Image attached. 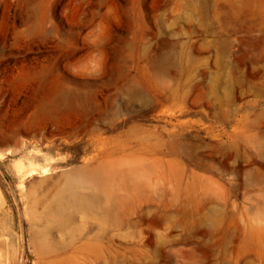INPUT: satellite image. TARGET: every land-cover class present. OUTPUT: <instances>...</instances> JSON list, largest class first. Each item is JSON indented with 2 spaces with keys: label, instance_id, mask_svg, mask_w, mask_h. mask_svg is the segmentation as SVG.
<instances>
[{
  "label": "rangeland",
  "instance_id": "rangeland-1",
  "mask_svg": "<svg viewBox=\"0 0 264 264\" xmlns=\"http://www.w3.org/2000/svg\"><path fill=\"white\" fill-rule=\"evenodd\" d=\"M253 7L0 0V264H264Z\"/></svg>",
  "mask_w": 264,
  "mask_h": 264
},
{
  "label": "bare ground",
  "instance_id": "bare-ground-1",
  "mask_svg": "<svg viewBox=\"0 0 264 264\" xmlns=\"http://www.w3.org/2000/svg\"><path fill=\"white\" fill-rule=\"evenodd\" d=\"M248 2L253 4L254 6L253 7L254 10L252 12L254 16V20L252 22L251 28L256 29L264 24V15L263 16L261 15L263 14L262 11L260 9H257L256 6L257 4L264 5V0H248ZM262 42L264 43V39H262ZM67 178H68L67 185L70 191V196L69 197L61 196L59 198V206L62 208V210L65 207L67 208L68 205H71L72 203L78 205L87 204V205L95 206L98 204V202H100L97 194L86 195L82 193V191L80 190L81 184H89V183L92 184L94 182H98V180L100 179L98 175H96L95 178H86L83 172H81V170H76L74 173L68 175ZM100 190L106 191L109 198L112 196L111 186L109 184L105 187L102 186ZM97 191H98V187H97Z\"/></svg>",
  "mask_w": 264,
  "mask_h": 264
}]
</instances>
